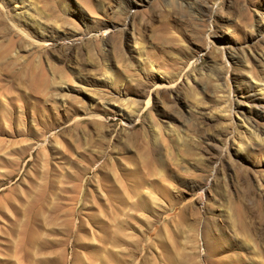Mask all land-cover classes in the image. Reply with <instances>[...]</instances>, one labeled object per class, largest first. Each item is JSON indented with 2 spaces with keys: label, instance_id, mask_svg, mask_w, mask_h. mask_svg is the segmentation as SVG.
I'll list each match as a JSON object with an SVG mask.
<instances>
[{
  "label": "rangeland",
  "instance_id": "obj_1",
  "mask_svg": "<svg viewBox=\"0 0 264 264\" xmlns=\"http://www.w3.org/2000/svg\"><path fill=\"white\" fill-rule=\"evenodd\" d=\"M263 87L264 0H0V264H264Z\"/></svg>",
  "mask_w": 264,
  "mask_h": 264
},
{
  "label": "bare ground",
  "instance_id": "obj_2",
  "mask_svg": "<svg viewBox=\"0 0 264 264\" xmlns=\"http://www.w3.org/2000/svg\"><path fill=\"white\" fill-rule=\"evenodd\" d=\"M128 6H129V3H127V7H128ZM1 7L5 9V6H4L3 4L1 5ZM129 7H130V6H129ZM2 12H3V11H2ZM4 14H5V13H4ZM82 16H84L83 13H82ZM44 43H45V42H44ZM158 87H159V86H158ZM165 87H166V86H165ZM263 89H264V87H263Z\"/></svg>",
  "mask_w": 264,
  "mask_h": 264
}]
</instances>
